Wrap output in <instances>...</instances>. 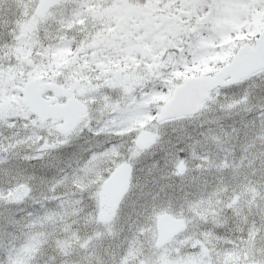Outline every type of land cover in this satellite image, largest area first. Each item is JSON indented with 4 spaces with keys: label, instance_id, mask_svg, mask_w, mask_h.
I'll use <instances>...</instances> for the list:
<instances>
[{
    "label": "rangeland",
    "instance_id": "obj_1",
    "mask_svg": "<svg viewBox=\"0 0 264 264\" xmlns=\"http://www.w3.org/2000/svg\"><path fill=\"white\" fill-rule=\"evenodd\" d=\"M179 1H183L181 6L167 7L165 1L162 7L164 10L159 8L164 11V17H167V9L171 13L178 14L175 21H169V25L173 24V26L164 34L167 44L165 49L175 48L174 45L180 41H186L182 44H187L195 31L207 23L208 11L201 14L197 9L196 14L194 13L196 6L203 0H177ZM155 3L157 1L153 0L145 5L150 20L155 11L159 12L158 8L155 9ZM213 3L214 12L219 14L216 17L215 29L220 32L235 31L237 36H243L244 39L227 36L219 42L213 39H200L198 46L206 51V56L198 64L190 68L185 67L179 74L173 69H166L164 61H169V64L177 62V65L183 66L186 63L185 56L178 60L175 55L168 54L162 57L169 56L163 60L161 59L163 51L149 54L148 56L151 55L153 60L147 59L150 63L145 66V79H155V83L148 89L145 88V109L156 110L159 107L158 104L167 98L173 80L179 81L180 78L191 75L194 71H214L218 63L231 56L244 41L251 42L253 33H258L264 27V10L249 8L243 0H213ZM34 6L33 0H0V42L5 40L6 36L14 35L17 40L15 46H19V52L12 53L16 58L15 63L0 62V132L2 133L4 128H7L3 123L14 120V113L19 109L13 94L17 93L16 88L21 85V78L34 77L39 81H45L49 73V66L46 63L53 57L55 61H60L63 53L74 49L63 46V42L58 41L54 53L46 51L47 62L43 65L31 51L32 43H29L28 50H24V45L28 43L27 39L39 29L40 25L44 26L43 29L50 26L58 31L63 28V22L56 21L59 18L55 17H60L64 13L65 2L53 9L50 18L45 17L42 20H36L31 16ZM95 7L98 5L94 0H87L85 12L89 14ZM190 13L192 22H188ZM196 21L198 22L195 26ZM78 23L76 17L74 23H69L66 27H77ZM242 27L246 31L241 32ZM191 31L192 33H189ZM89 34L93 35V33ZM29 59L34 62L33 69L28 68ZM16 63L19 64L15 66ZM168 74H172L174 79L167 80ZM6 77H12L13 82L4 84L3 80ZM160 84L168 86L166 95L154 91L153 85ZM217 92L210 95L201 112L194 119L176 122L180 127L191 126L190 129H168L170 127L167 125H156L152 117L145 112V129L156 133V140L162 136L164 144L155 152L142 153L145 155L143 156L145 162L141 161V153L136 152L132 157L136 161L135 179L131 178L127 194L112 208L105 205L101 172L108 171L110 164H114L117 158L123 159V157L117 152L94 157L90 161L89 171L95 178L80 187L81 191H84L100 182L99 188L92 194L97 209L95 214L70 196L64 198L62 208H57V202L52 199L53 185L62 192H71L68 181L63 184L59 182L61 177L72 178L77 168L76 158L61 157L57 153H51L45 155L42 160L27 161L22 157L33 154L36 144L30 140L20 145L15 153L9 156L8 163L0 165V188L7 187L6 182L13 177L27 178L35 173L37 179L31 181L32 197L26 202H23L29 193L26 186H21L7 196L18 204L17 224L7 240L0 239V257L7 256L6 264H34L32 259L38 255L50 259L49 262H54L58 258L53 264H182V262L213 264L209 249L203 245L200 246V255L191 254L190 250L194 245L191 243L192 237L186 233L191 231L194 235L197 231H201L204 235L202 230L205 225L197 223L198 220L209 221L207 225L209 228H223L224 234L228 236L238 233L241 229L254 231L252 221L257 225L264 223V118L257 119L255 111L222 114L217 106ZM253 103L264 104V97H254ZM37 126L41 125L37 124ZM21 130L24 131L23 137L26 132L25 129ZM39 130L47 132L50 136L56 133L55 130L52 132L50 129ZM15 134V131L4 133L0 141L7 143L8 141H4L5 137L9 141H14ZM35 139L39 140V137ZM169 140L183 145L186 153L184 170L178 174L174 171V157L169 153L167 143ZM79 144L83 149L91 147L86 137L79 139ZM172 150L174 151V146ZM11 162L12 164L9 165ZM15 162H18L21 168L15 167ZM213 175L217 177H212ZM207 176L213 180L219 178L224 183L209 184L208 189L206 187L198 189L199 192L193 193L194 197L192 194L184 196L183 192L180 193L184 183L189 184V181L199 180L200 177H203L201 181L207 186ZM170 181L175 184L169 188ZM38 209L43 212H36ZM163 212L181 218L185 229L168 245L156 249L154 223L156 217ZM207 242L212 249H215L216 244H225L224 240L217 241L215 237L208 239ZM185 248H188L189 252L181 257V250ZM44 250H46L45 254H43ZM246 255L251 256V252ZM257 255L260 258L254 264H264V251L258 250ZM62 257L65 261H61ZM39 262L40 260L35 264ZM216 264H242V260L238 253H225L222 258L217 257Z\"/></svg>",
    "mask_w": 264,
    "mask_h": 264
},
{
    "label": "flooded vegetation",
    "instance_id": "obj_2",
    "mask_svg": "<svg viewBox=\"0 0 264 264\" xmlns=\"http://www.w3.org/2000/svg\"><path fill=\"white\" fill-rule=\"evenodd\" d=\"M33 1L35 6L31 16L36 20H42L45 17L50 18L53 9L65 2L64 13L60 17H55L59 18L56 21L61 20L63 22V28L58 31V29L54 30L50 26L43 29L44 26L40 25L39 29L27 39L28 43L24 45V50H28L29 43H32L33 50L31 51L33 54L35 53L43 65L47 62L46 51L54 53L53 50H56L54 48L58 41H62L63 46L74 47V49L71 52L63 53L60 61H55L53 57L46 63L49 66V73L45 81H39L34 77L21 78V85L16 88L17 93L13 94L19 107L14 113V120L17 121V124L15 127H7L13 128L16 139L22 137L24 132L21 130L24 127L20 125L19 121H27L30 116L34 117L32 124L34 128L50 129L52 132L55 130L56 133L67 135L79 129L81 124L87 127L90 121H102L113 112H128L138 107L145 109V88L148 89L155 83V79H145V66L150 63L147 59L153 60L151 55H148L152 52L163 51L161 56L163 60L169 57L162 58L168 54L175 55L178 60L184 56L183 46L186 44L182 43L186 41H180L174 45L175 48L167 47L165 49L167 44L164 34L173 26V24L169 25V21H175L178 14L171 13L167 9V17H164L165 14L162 11L165 1H167V7L169 5L181 6L183 1L156 0L155 9L158 8L159 12L155 11L152 14V20L145 10V5L153 0H94L98 7L91 9L89 14L85 12L87 0H60L43 15L35 13L36 5L40 0ZM197 9L196 6L195 14ZM212 12H214V8ZM210 14L207 12V17ZM215 14L216 17L219 15L218 13ZM76 17L79 22L77 27H66L69 26V23H74ZM192 21V14L190 13L188 22ZM197 22L194 24L195 26ZM89 33H93V35L90 36ZM198 33L199 31L196 30L192 39L195 38L199 42L201 34ZM196 34H198L197 37ZM14 37V35H8L5 40L0 42L2 43L0 44V62L2 61V64L15 63L16 61L13 54L19 52V46H15L17 40ZM7 56L11 57L7 59ZM229 56L217 66L227 62ZM18 64L16 63L15 66ZM27 64L28 68L33 69L34 62L32 59H29ZM164 64L166 69H173L174 71L177 66V62L169 64V61H164ZM202 73L206 72L194 71L191 75ZM182 78L177 81L176 79L173 80L172 74L167 76V80L174 81L173 86L179 83ZM28 80L35 82L41 99L47 101L49 108H53L55 105L59 106L58 109L61 112L57 116L41 119L21 103V89ZM3 81L4 84H11L13 78L6 77ZM153 86L155 88L156 85ZM162 102L158 104L159 107ZM72 117L75 119L74 122H72ZM178 120L179 118L154 123L164 125ZM126 123L129 126L124 127L121 131L124 136L135 132L138 133V140L141 134L145 135V113L129 116ZM3 124L5 125V122ZM37 124L41 126H37ZM59 129L72 130L62 133ZM168 129H177V127ZM0 133V137L4 135L2 132ZM144 150L145 140L142 147L136 143V152L142 155L145 153ZM143 156L145 155L141 156V161L145 162Z\"/></svg>",
    "mask_w": 264,
    "mask_h": 264
},
{
    "label": "snow or ice",
    "instance_id": "obj_3",
    "mask_svg": "<svg viewBox=\"0 0 264 264\" xmlns=\"http://www.w3.org/2000/svg\"><path fill=\"white\" fill-rule=\"evenodd\" d=\"M249 8L256 9L257 11L264 10V0H243ZM198 10L201 14L206 11L211 14L208 15L207 23L204 27L198 28L200 32L201 40L213 39L219 42L221 39L227 37L237 38L243 40V36H237V33L232 30L220 32L215 29L216 14L212 12L215 7L213 0H203L198 6ZM244 17H241L243 19ZM250 19V17H249ZM241 32L246 31L243 27L240 29ZM254 39L251 40L252 46H264V32L253 33ZM257 40L260 41V45H257ZM199 42L193 38L190 39L184 48V56L186 63L182 66L178 64L175 71L177 74L184 71L185 67L190 68L194 64H198L203 57L206 56V51L199 47ZM168 86L165 84L157 85L154 89L155 92H162L167 94ZM264 97V69L253 72L246 79L241 80L239 83L231 84L226 88H220L217 92V106L221 113H227L229 115L239 113L240 111L256 112V118H264V104H254V97ZM147 113L152 117L155 122L158 115L156 110L144 109L138 107L128 112H113L104 120L96 122L92 120L88 123L87 127L81 124L78 131L62 135L59 132L55 133L54 136H50L47 132L36 129L32 126L34 117H29L27 121L20 120L19 123L25 129L26 135L20 137L14 141H9L7 137L4 141H0V165L8 163L9 156L15 153L16 149L30 140L36 144L33 154L25 155L22 158L27 161L42 160L45 155L51 153H57L61 157L76 158L77 168L72 176L61 177L60 182L63 184L68 181L71 192H62L55 185L52 186V199L57 202V208H62L64 198L70 196L71 199L80 202L82 207H86L91 210L92 214H95L96 203L92 199V194L99 188L100 182L94 187L87 190L81 191V185L87 184L88 181L95 178L94 174L89 171L91 165L90 161L94 157L103 155L104 153L117 152L123 159L117 158L114 164L109 165L108 171L101 172L103 180H107L112 171L115 169V165H122L130 167L132 170V178L135 179V164L136 161L132 159L136 155V143L138 133H129L124 136L121 135V131L124 127H128L126 123L129 116L140 115ZM17 124L16 120H10L5 122L6 127H12ZM39 137V140L35 138ZM87 138L88 143L91 145L88 149H83L82 145L79 144V139ZM169 153L174 157V171L177 174L184 170V161L186 159V153L184 152L183 145L176 143L175 141L169 140ZM164 144L163 137L160 136L154 144L144 151L155 152ZM174 146V151L172 150ZM37 176L35 173L30 174L27 178L23 176L13 177L7 181V187L0 188V239L7 240L8 237L15 230L17 224V211L18 204L7 198L8 194L14 192L21 186H26L29 189L27 199L32 197V183L31 181L36 180ZM102 182V181H101ZM191 219H196L191 217ZM197 223H203L204 235L201 231H197L194 235L191 231L186 233L191 236V243L194 247L191 248L192 255L201 254V245L209 249L213 264H216L217 257H223L225 253L239 254L241 256L242 264H254V262L260 257L257 255V251H264V223L259 225L255 221H252V230L241 229L238 233L232 236L224 234L223 228L207 227L210 223L207 220L197 221ZM215 237L217 241L224 240L225 244H216L215 249H212L211 245L207 242L208 239ZM254 237V238H253ZM199 242V243H197ZM251 252V256H247L246 253ZM187 252L188 248L181 250V257ZM7 256L0 257V264H6ZM187 264V262H182Z\"/></svg>",
    "mask_w": 264,
    "mask_h": 264
},
{
    "label": "water",
    "instance_id": "obj_4",
    "mask_svg": "<svg viewBox=\"0 0 264 264\" xmlns=\"http://www.w3.org/2000/svg\"><path fill=\"white\" fill-rule=\"evenodd\" d=\"M58 0H41L37 5V13L42 14ZM264 32V29L261 31ZM260 32V33H261ZM257 45L260 41L257 40ZM264 67V46L242 45L231 57L228 64L221 67L212 76H196L185 78L176 86L169 99L161 107L157 120L195 114L200 103L207 98V94L216 87H226L239 82L253 72ZM33 82H28L23 90V102L31 107L33 112L41 118L57 116L61 112L58 107L49 108L47 102L39 98V91L34 88ZM72 117V122H74ZM68 132L71 129H59ZM141 142L144 136L141 137ZM139 140V141H140ZM151 133H145V146L152 143ZM129 167L120 166L103 183V188L109 203H114L124 193L128 180ZM157 240L156 244L161 246L167 243L182 230L180 219L164 213L156 220Z\"/></svg>",
    "mask_w": 264,
    "mask_h": 264
},
{
    "label": "trees",
    "instance_id": "obj_5",
    "mask_svg": "<svg viewBox=\"0 0 264 264\" xmlns=\"http://www.w3.org/2000/svg\"><path fill=\"white\" fill-rule=\"evenodd\" d=\"M223 174V173H222ZM211 174H209V176H210ZM221 175V174H220ZM209 176H207V180H208V182H207V186H205L203 183H202V181H201V179L203 178H199V180H192V181H189L188 183L189 184H183V186H182V188L180 189V193L181 192H183L184 193V196L186 195V194H192V197H194L193 196V193L194 192H199V190L198 189H204V187H206V189H208V186H209V184L210 185H219V184H223L224 182H221V180H219V178L218 179H215V180H213L211 177H209ZM206 177V176H205ZM212 177H217V175H213ZM172 184H175V182H172V181H170V185L168 186L169 188L172 186ZM185 185L187 186V187H185ZM176 193H179V192H176ZM45 252H46V250H44L43 251V254H45ZM46 256V255H45ZM51 256V255H50ZM36 257V256H35ZM33 258L32 259V261H33V263L35 264V262L36 261H39L40 260V262L38 263V264H46V263H48V264H53V263H55V262H57L58 261V258L54 261V262H49V260L50 259H45L46 257H44L43 255H38L36 258ZM44 257V258H43ZM46 260H48V262H46ZM61 261H65V258H63L62 257V259H61Z\"/></svg>",
    "mask_w": 264,
    "mask_h": 264
}]
</instances>
